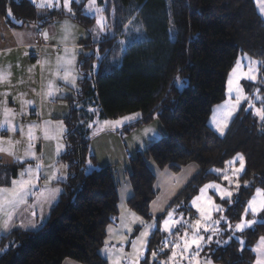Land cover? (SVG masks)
<instances>
[{
    "label": "trees",
    "instance_id": "1",
    "mask_svg": "<svg viewBox=\"0 0 264 264\" xmlns=\"http://www.w3.org/2000/svg\"><path fill=\"white\" fill-rule=\"evenodd\" d=\"M87 1H73L68 13L30 0H0V16L17 29L33 25L43 30L67 19L91 34L97 19L86 14ZM98 6L110 25L100 43L92 37L81 43L89 55L80 56V88L68 100L61 159L67 167L64 194L39 231L17 230L0 238V264H109L100 251L108 227L119 218V198L110 167L87 172L95 163L89 118L92 124L140 114V121L126 130L155 119L161 123L162 138L129 162L134 196L128 207L145 222L153 220L151 204L158 195L147 159L175 173L192 164L200 168L170 208L187 221L197 219L190 204L200 189L221 181L213 171L224 170L237 154L245 158V171L235 197L220 201L226 222L232 227L240 223L256 190L264 189V123L243 108L224 137L209 126L241 56L260 61L264 74V19L255 0H98ZM90 105L97 111L90 113ZM252 217L249 212L246 218ZM228 224L223 236L231 240L205 248L202 256L216 264H254L252 249L264 237V223L240 234L226 230ZM166 238L160 230L151 234L139 264H157L151 253Z\"/></svg>",
    "mask_w": 264,
    "mask_h": 264
},
{
    "label": "crops",
    "instance_id": "2",
    "mask_svg": "<svg viewBox=\"0 0 264 264\" xmlns=\"http://www.w3.org/2000/svg\"><path fill=\"white\" fill-rule=\"evenodd\" d=\"M49 28L52 29L53 27L51 26ZM50 34L51 32L46 36L50 37ZM43 37L44 30L38 29L36 26L31 25L21 29L13 28L7 23L5 18L0 16V125L4 126L0 128V148H3V145H6L5 143L9 141L11 136L15 133L8 130L5 124V107L11 109L14 114L7 117L8 123L18 126L16 129V131H18L16 132V142L13 141V146L15 148L13 147L11 150L5 149L0 151V187H10L11 180L17 178L20 171H23L29 164L35 167L37 161L42 164V173L49 172L51 166H55V168L59 169L57 175H62L67 179V167L61 162L62 156L66 152L65 141H63L64 144H62L61 140L56 138V123L44 121L41 115H36L34 111L35 104L32 99V91H36V87L38 86L39 88L41 86L42 62L40 57L42 55V50L46 46L43 44ZM81 43L79 47H82ZM21 51H24L22 55H20ZM27 51L29 53H26ZM68 107V115L65 114V116L57 118L56 114H53L52 118L63 120L65 124V119L70 115L69 103ZM140 119L141 117L134 123L117 124L115 128L110 129L104 128L107 121L100 122L95 119L93 123L90 124V151L95 158V163L91 165V169L99 170L106 167L111 168L119 198V218L116 224L111 226L114 237L110 246L113 248L121 247L118 240L119 234L122 232L123 235L127 237V243L123 245L125 253L132 252V241L141 233L137 235V228H141V231H143V226L141 224L134 223L131 224V232L129 233L125 225H122L120 221L121 207L123 206L127 210H130L128 202L134 196L133 187L129 180V162L138 155L144 154L163 136L162 125L157 119L147 125L126 130L137 124ZM64 126L65 135L66 124ZM30 129H34V131L38 130L37 137L39 138L40 146L36 148L33 146V149H35V151H33L37 159L26 158L30 141L29 138L26 139L25 134L26 132H31ZM22 134L25 141L22 139ZM58 144L61 145L62 148L60 154L57 156L56 151ZM18 146L20 148H18ZM10 152L12 154H9ZM17 158L23 160L24 163H17ZM147 166L156 177L155 188L158 195L154 202H157L159 206L154 209V202L151 204V215L156 224L159 218L165 216V214L170 211L177 196L192 179L199 174L200 168L192 164L183 168L178 173H175L169 169H159L151 159H147ZM66 179L63 182L53 181L50 185L52 188H58L60 191L50 203L43 206L42 219L40 216V205L37 203L36 198L29 196L28 204L21 206L15 216L14 226L9 231H4L0 228V238L8 237L12 232L17 230L26 232L39 231L49 221L52 211L64 194ZM44 184L45 181L43 175H41V179L37 184V190L43 189ZM32 205H35V207H31ZM33 211L36 213L35 217L31 215ZM136 216L140 217L137 214ZM125 217L127 223V212L125 213ZM30 219L35 220V228L29 229L20 227L21 221H24L26 224ZM153 220L146 223L151 224ZM108 229L106 240L109 239ZM150 235L147 237V241ZM258 243L259 241L255 247ZM104 248L105 245L100 251V256L111 264L110 256L104 252ZM254 253L257 260L258 255L256 252ZM63 264L79 263L67 260ZM254 264H256V261Z\"/></svg>",
    "mask_w": 264,
    "mask_h": 264
},
{
    "label": "snow or ice",
    "instance_id": "3",
    "mask_svg": "<svg viewBox=\"0 0 264 264\" xmlns=\"http://www.w3.org/2000/svg\"><path fill=\"white\" fill-rule=\"evenodd\" d=\"M55 2L58 6L60 0H55ZM72 3L73 0H64V6L69 12H71ZM96 3L97 0H90L88 11L93 13H102L103 9L96 7ZM256 3L259 6L261 14H264V0H256ZM42 6L44 8H52L53 0H44ZM8 14L11 16L10 11ZM97 23L99 25L100 31L103 32L106 25L102 15L97 19ZM241 79H247L254 82L257 80V73L251 66L247 71L244 72H240L238 67L233 69L232 78L227 81L228 99L224 105V108L222 109V112L226 113V118L222 124L217 125V131H219L221 135H223L224 128L227 127L228 121L242 100L248 101V108L254 109L252 114L258 118L260 122L264 123V107H255V104L252 102V100H250L249 97L243 93V89L240 87L239 83ZM64 80L65 83H71L73 87L75 86L74 80H68L67 72L65 73ZM262 103H264V101H262ZM4 112L6 116L5 124L7 125L8 130L16 131L18 126L9 124L7 120L9 115H14L12 110L5 107ZM116 123L121 124L123 121H117ZM3 127V125H0V128ZM29 141L30 143L28 146V152L26 153V158L37 159L33 151V137L31 132H29ZM61 148L62 146L58 144L56 151L57 156L60 154ZM3 150V148H0V151ZM9 154L12 153L10 152ZM237 162H239V167L233 169V175L229 176L228 174H224L223 176V179L229 181V183L232 182L233 177L238 179L239 174L243 172L245 168V158L242 154H237L233 160L228 161V165L232 166ZM17 163H24V161L17 158ZM41 170L42 164L39 161H37L35 167L29 164L23 171L18 173L17 178H13L11 180L10 187H0V228H2L4 231H9L14 226V218L20 207L28 204L29 196L36 198L37 203L40 205V216L42 219L43 206L50 203L52 199L59 193L60 190L58 188H52L50 185L53 181L63 182L66 177L57 175L59 169L55 168V166H51V170L49 172L42 173ZM215 171L219 173L220 170ZM41 175H43L45 184L43 189L37 190V184L41 179ZM236 186L239 187L238 184ZM209 190H215L220 195L221 199H230L232 196L231 191L222 188L220 185L208 184L201 188L200 194L191 201V206L199 214V217L194 223L186 221L183 217V214L177 216L175 208H172L168 213L165 214V216L161 217V230L167 233L168 237L163 241L159 252L162 254L165 248H168L169 245L172 246V250L167 260H158V253L155 251L152 252L151 258L153 261H156L157 264H180L181 261H187L188 264H201L199 259L200 253L207 244L212 242V236L220 234V229L218 226L222 220H225V217L222 215L218 219L212 218L213 212L222 213L224 209L221 206L216 205L211 196L206 195ZM158 206V203L154 202V209ZM31 207H35V205H32ZM262 211H264V189H257L255 196L248 202L244 215L247 217L248 213L251 212L253 216H255ZM126 212L127 223L125 217ZM31 215L35 217L36 213L33 211ZM120 221L122 225H125L129 233L131 232V224L134 223L141 224L143 226V231H141L140 235L134 241H132V252L125 253L123 245L127 243V237L121 232L119 234L118 240V243L121 245V247H111L110 245L112 243L114 233L112 227L109 226V239L105 241L104 252L110 256L111 264H122V262L123 264H139V262L144 259V253L146 251L148 242L147 237L156 228L155 220H153L151 224H148L143 220L142 217L136 216L135 213H132L130 210H127L122 206ZM255 222V220L247 221L246 219H242L241 223L235 225L234 230L242 232L245 230V228L251 227V224ZM178 225L184 229H190L191 234H189L187 230L182 234H174L173 229H175ZM20 227L29 229L35 228V220L30 219L26 224L24 221H21ZM228 228L229 230H232V225L228 224ZM202 232L211 233V235L207 240H205ZM173 235H175V239H172ZM240 243L243 244L244 241L241 240ZM252 250L258 254L256 264H264V237L260 238L258 245ZM145 264H148L147 260H145ZM204 264H210V261H205Z\"/></svg>",
    "mask_w": 264,
    "mask_h": 264
},
{
    "label": "rangeland",
    "instance_id": "4",
    "mask_svg": "<svg viewBox=\"0 0 264 264\" xmlns=\"http://www.w3.org/2000/svg\"><path fill=\"white\" fill-rule=\"evenodd\" d=\"M30 1L33 2L36 6H38L40 8H44L42 6L44 0H30ZM73 1L80 3L82 0H73ZM89 2H90V0H88L86 2V5H85L86 14L90 17H95L96 19H98L102 15V13L89 12L88 11ZM255 2H256V0H255ZM256 5H257V9H258L260 15L264 19V14H261L259 6L257 3H256ZM96 7H99L98 6V0L96 3ZM54 8L64 9V10H66V12L69 13L67 8L64 6V0H60V3L58 6L56 5L55 0H53V7L50 9H54ZM71 12H72V4H71ZM108 21L109 20L104 17V23H105L106 27L104 28L103 32L100 31L99 25L96 21L95 27H93V29H92L93 32L91 34H88L86 31L82 30L80 27L76 26L74 23H72L70 20H67V19H62V20L57 21L55 24L52 25V27H53L52 29L49 27L43 29L44 30V37H43L44 43L43 44H45L46 46L42 50V55L40 57L41 62H42L41 86L39 88L37 86L36 91H34V92L32 91V93H33L32 99H33V103L35 104L34 111H35L36 115L40 114L44 121H50L54 124L56 123V128H55V131L57 132L56 138L60 139L62 144H64V142H63L64 141L63 136H64V130H65L64 121L59 120V119H54V117L52 118V116H53V114H56L57 118H61V117L65 116V114L66 115L69 114V107H68L67 101L70 100L72 97L75 98V94L80 88L81 75H80V72L78 69L80 56L84 53L86 55L87 54L89 55V53L87 52L88 50L85 51L82 47H79V44L81 42L88 40L89 37L93 38V42L100 43L104 37L103 34H105V32L107 31V29L110 25V22L108 23ZM31 28L35 29L33 27H31ZM50 32H51L50 37H47L46 35H48ZM23 52L24 51H21L20 55H22ZM26 53H29V52L27 51ZM33 56H34V53H33ZM250 66L256 71L257 80L253 82V81H249L247 79H241L239 81L240 87L243 89V93L245 95H247L250 100H252V102L255 104V107H264V103H262V101H264V74L262 73L263 71H262L261 62L255 60V59H253L247 55H244V56H241L239 58V60H238V62L234 68L238 67L240 72H244V71H247ZM97 69H98V66L96 64L95 65V71ZM66 72H67L68 80H70V81L74 80L75 81L74 87L72 86L71 83H65L64 76H65ZM232 73H233V70L229 74L228 80L230 78H232ZM179 85H180L181 89L184 88L183 84L179 83ZM227 99H228V96H227V85H226L225 99L223 100V102H221L220 104L216 105L213 108L212 114L209 118V126L221 137H224L226 135V133L228 132L232 122L235 120V118L238 116V114L240 113V111L243 108H245L247 111H251L252 113L254 111V109L248 108V106H247L248 101L242 100L240 105L238 106V108L235 110L234 114L232 115V117L228 121L227 127L224 128L223 135H221L220 132L217 131V125L222 124L224 119L226 118V113L222 112V109L224 108V105H225ZM233 99H234V94H233ZM90 106H91V108L90 107L88 108V111L90 113L97 111L98 108L96 106L94 108L92 107V105H90ZM79 117H81V116H79ZM140 117H141L140 114H133V115L121 118L118 121H123V123L129 124V123L136 122ZM90 122H91V120L89 118L86 121V124L89 125V127L91 126ZM116 122L117 121H107L105 123L104 128H107V129L108 128L109 129L115 128L118 124ZM82 123H83V121H82ZM30 131H31V134L33 137V146L35 148L39 147L40 142H39V138L37 137V133H38L37 131L38 130L34 131V129H30ZM13 132H15L14 135L11 136L10 140L5 143L6 145H3L4 150L5 149L11 150V148L14 147L13 141L16 142V132H18V131H13ZM25 137H26V139H28L29 133L26 132ZM22 139L25 141L23 134H22ZM18 148H20V147L18 146ZM33 150L35 151V149H33ZM238 167H239V162H237L236 164H234L232 166L227 165V167L224 170H220L219 173H217L215 170L213 171L216 175L221 176V181L220 182H211L209 184L220 185L222 188H225V189L232 192V196L230 197V199L229 198L221 199L220 195L215 190H209L206 195L211 196L212 200L214 201V203L216 205L221 206L220 201H224V200L231 201L235 197V195L238 193L239 188L241 187L240 178L242 177V175L245 171V168H244L243 172H241L239 174L238 179L233 177L231 183H229V181H226L223 179L224 174H228L229 176H232L233 175V169L238 168ZM91 171H92V169L88 168L87 172H91ZM237 184L239 185V187L236 186ZM254 196H255V194H254ZM192 209L194 210V213H195L196 217L198 218L199 214L195 211V209L193 207H192ZM262 212L258 213L255 216H253V214L250 212L251 215L253 216L252 218H250V219H247L246 217L243 218V219H246L247 221H253V220L256 221L255 223L251 224V227L245 228V230L253 229L255 227V225H257L258 223H264V220L260 219V214H262ZM177 216H179V215H177ZM220 216H221L220 212H213L212 213L213 219H218ZM184 219L187 221L189 218L188 219L184 218ZM195 220H192L190 222L194 223ZM161 224H162V222H161ZM161 224L156 223V228L152 231V233H151L152 235L157 230L162 231L161 230ZM224 224H228L226 222V219L222 220L218 226L220 229V234L212 236V242L210 244H207L204 247V249L207 247H213L214 245H224V244H226V242L228 243L231 240L230 238L228 240H224L225 237L223 235L224 234L228 235V232H226L224 227H223ZM234 228H235V226L232 227L231 231H234ZM186 230L189 232V234H191L190 229H184L178 225L175 229H173V233L174 234L175 233H181L182 234ZM226 230L229 231V228L228 229L226 228ZM244 231H242V232H244ZM140 232H141V228H137V235ZM242 232L235 231V233H237V234H240ZM163 233H165V232H163ZM165 234H167V233H165ZM202 235H204L205 240H207L208 237L211 235V233L202 232ZM231 236L233 238L236 237V235H234V234H231ZM167 237H168V234H167ZM172 239H175V235H173ZM159 249L154 250L155 252L158 253V258L160 256H162L163 254H165L166 251H169V253L167 254V257L164 259H161V260H167V258L171 254L172 246L169 245L168 248H165V250L162 254L159 252ZM204 249L201 253H205ZM201 253L199 256L201 264H204L205 261H210V264H216L211 259H209L208 257L202 256ZM180 264H188V262L187 261H181Z\"/></svg>",
    "mask_w": 264,
    "mask_h": 264
}]
</instances>
